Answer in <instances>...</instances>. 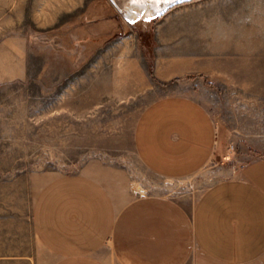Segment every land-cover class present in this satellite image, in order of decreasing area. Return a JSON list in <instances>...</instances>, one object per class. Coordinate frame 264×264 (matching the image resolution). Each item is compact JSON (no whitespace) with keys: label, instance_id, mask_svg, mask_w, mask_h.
Masks as SVG:
<instances>
[{"label":"rangeland","instance_id":"1","mask_svg":"<svg viewBox=\"0 0 264 264\" xmlns=\"http://www.w3.org/2000/svg\"><path fill=\"white\" fill-rule=\"evenodd\" d=\"M11 35L28 42L29 76L0 86V248H40L33 205L57 176L154 180L133 133L162 95H191L216 121L210 160L186 177L198 194L264 155V0L185 1L151 32L111 0H0V41ZM154 56L198 71L161 81Z\"/></svg>","mask_w":264,"mask_h":264},{"label":"crops","instance_id":"2","mask_svg":"<svg viewBox=\"0 0 264 264\" xmlns=\"http://www.w3.org/2000/svg\"><path fill=\"white\" fill-rule=\"evenodd\" d=\"M153 59L161 81L198 71ZM28 76L26 38L2 39L0 86ZM217 141L216 121L198 99H154L136 120L133 143L155 179L114 188L86 173L49 180L32 210L40 248H0V264H264V155L199 194L186 180Z\"/></svg>","mask_w":264,"mask_h":264},{"label":"water","instance_id":"3","mask_svg":"<svg viewBox=\"0 0 264 264\" xmlns=\"http://www.w3.org/2000/svg\"><path fill=\"white\" fill-rule=\"evenodd\" d=\"M123 16L134 26L151 32L154 20L168 9L189 0H111Z\"/></svg>","mask_w":264,"mask_h":264},{"label":"bare ground","instance_id":"4","mask_svg":"<svg viewBox=\"0 0 264 264\" xmlns=\"http://www.w3.org/2000/svg\"><path fill=\"white\" fill-rule=\"evenodd\" d=\"M127 40H128V39H127ZM127 42H128V41H127ZM125 44H126V43H125ZM126 45H127V44H126ZM129 46H130V45H129ZM129 46H128V47H129ZM125 47H126V46H125ZM128 47H127V48H128ZM127 48H126V49H127Z\"/></svg>","mask_w":264,"mask_h":264}]
</instances>
